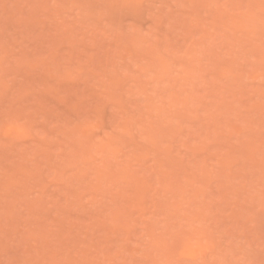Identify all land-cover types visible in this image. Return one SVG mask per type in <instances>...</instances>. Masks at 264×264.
I'll return each instance as SVG.
<instances>
[{"label": "rangeland", "instance_id": "1", "mask_svg": "<svg viewBox=\"0 0 264 264\" xmlns=\"http://www.w3.org/2000/svg\"><path fill=\"white\" fill-rule=\"evenodd\" d=\"M0 264H264V0H0Z\"/></svg>", "mask_w": 264, "mask_h": 264}]
</instances>
